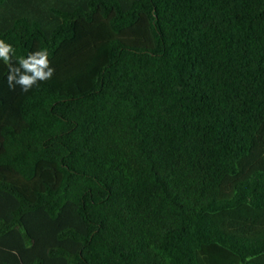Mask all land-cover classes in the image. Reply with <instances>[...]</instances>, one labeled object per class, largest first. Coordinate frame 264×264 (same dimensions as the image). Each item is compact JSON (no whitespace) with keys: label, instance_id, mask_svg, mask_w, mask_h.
I'll list each match as a JSON object with an SVG mask.
<instances>
[{"label":"trees","instance_id":"obj_1","mask_svg":"<svg viewBox=\"0 0 264 264\" xmlns=\"http://www.w3.org/2000/svg\"><path fill=\"white\" fill-rule=\"evenodd\" d=\"M0 39L55 69L0 60V264H264V0H0Z\"/></svg>","mask_w":264,"mask_h":264},{"label":"clouds","instance_id":"obj_2","mask_svg":"<svg viewBox=\"0 0 264 264\" xmlns=\"http://www.w3.org/2000/svg\"><path fill=\"white\" fill-rule=\"evenodd\" d=\"M15 49L12 44L0 39V60L8 66L6 77L9 90L14 91L19 86L22 92L30 91L39 82H44L52 78L55 69L51 67L49 52L47 48H41L28 55L20 56L13 63ZM254 257H247L251 260Z\"/></svg>","mask_w":264,"mask_h":264}]
</instances>
